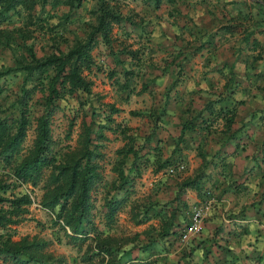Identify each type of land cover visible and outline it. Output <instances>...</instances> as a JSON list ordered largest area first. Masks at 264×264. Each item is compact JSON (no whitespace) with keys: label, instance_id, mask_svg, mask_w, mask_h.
Wrapping results in <instances>:
<instances>
[{"label":"rangeland","instance_id":"1","mask_svg":"<svg viewBox=\"0 0 264 264\" xmlns=\"http://www.w3.org/2000/svg\"><path fill=\"white\" fill-rule=\"evenodd\" d=\"M91 3L82 0L73 10L62 3H36L30 10L7 14L0 23L8 37V44L0 45V69L25 61L30 53L42 57L56 48L65 50L87 31ZM253 3L171 0L155 6L150 0H118L123 18L113 25L111 43L99 42L93 48L94 64L84 71L91 92L76 91L55 102L50 134L56 158L76 148L83 123L96 129L106 124L104 116L109 114L110 125L118 128H102L101 181L91 198L96 234L111 240L120 264H264V14ZM228 22L238 24L237 32L220 30ZM127 51H134V57ZM122 67L133 71L130 93L118 87ZM51 75L49 69L37 85L45 86ZM20 77L8 76L2 82L0 106L8 122L16 116L10 104ZM143 84L146 90L140 91ZM42 94L36 91L31 98L20 155L34 137ZM109 105L118 111L111 113ZM186 106L195 128L176 143L180 111ZM231 106L236 111L231 130L242 127L240 138L228 139L224 132L219 109ZM150 113L160 114V119ZM122 128L133 138L138 170H125L132 180L130 193L107 228L101 205L117 191L110 187L116 150L125 143L118 132ZM165 159L182 161L185 169L168 174L169 165H164L155 170ZM48 172L45 169L44 176ZM7 173L0 165V179L9 181ZM191 177L198 178V190H180V182ZM42 184L12 189L27 193L31 203L23 221L0 233L7 231L14 240L24 235L49 240L46 252L64 264H82L97 251L93 235L81 243L69 242L52 222V212L40 205ZM195 210L201 213L196 232L190 228ZM145 213L147 219L136 224ZM165 230L170 233L162 234ZM184 232L187 238L182 240ZM102 256L98 252L93 259Z\"/></svg>","mask_w":264,"mask_h":264},{"label":"trees","instance_id":"2","mask_svg":"<svg viewBox=\"0 0 264 264\" xmlns=\"http://www.w3.org/2000/svg\"><path fill=\"white\" fill-rule=\"evenodd\" d=\"M117 1L92 0L89 9L92 21L87 25V31L82 36L72 39V44L67 46L65 50L56 48L55 52L47 53L42 57H36L30 53L25 61L23 58L13 66L0 69V95L5 90L2 82L6 77L16 74L21 76L18 91L10 104L16 111L15 118L8 122L3 115L4 109L2 110L0 106V165L8 172L6 179L11 178L9 181L0 179V229L8 230V226L23 221L31 203L27 193L12 192V189L21 185L35 187L42 181L40 205L52 212V222L62 230L67 240L76 244V242L85 241L90 237V234L93 235L92 238L97 251L87 255L89 259L82 264H120L118 258L112 253L114 248L110 244L111 240L107 237H98L96 234V227L92 221L93 203L91 198L93 188L101 181L100 164L98 163V158L101 155L98 148L101 146L99 142L105 139L102 128L107 130L118 128L117 126L112 128L110 125L112 118L109 114L104 116L107 120L106 124H97L96 129H92L83 123L76 148L65 151L56 158L57 151L53 150L50 134V116L58 99H62L65 95L70 96L76 91L86 94L91 92L92 82L85 76L84 71L90 70L94 64L91 54L93 48L99 42L109 45L113 25L119 23L123 18L117 11ZM150 1L157 6L161 1L171 0ZM81 2L82 0H0V23L6 19L7 14L13 13L19 8L30 10L36 3H49L52 6L62 3L68 7V10H73ZM253 2L257 5L258 10L264 14V0H253ZM219 28L223 32L232 34L237 32L239 26L236 23L228 22ZM248 35L250 36L251 32L246 33L244 38L248 39ZM7 38L6 31L0 28V45L8 44ZM127 52H129V57H134V51ZM49 69L52 71V75L46 77L45 86L37 85V83H41V79L44 78V74ZM132 74V70L122 67L123 81L118 83L119 90H126L128 93L133 91ZM26 81H30L31 84L33 81L37 82L26 87ZM142 90H146V84L141 86L140 91ZM36 91H42L43 94L40 103L41 108L35 117L34 137L27 152L20 155L29 124V106ZM109 106L111 113L118 111L112 105ZM206 107L210 109L207 104ZM200 111H197L195 116L200 115ZM219 111L222 113L221 118H223L226 138L232 139L235 135H239L238 138H240L243 131L242 127L231 130L236 115L235 107H226L219 109ZM191 114L193 113L187 106L182 107L176 143L182 142L183 138L195 128V118ZM151 117L160 119V114H151ZM118 132L125 139V143L116 150L118 157L112 167L115 180L111 184L110 190H117L119 195L117 191L111 193L104 198L101 205L104 224L107 228L111 227L116 213L130 193L132 180L125 170L132 168L135 171L138 170L135 164V158L138 156L133 145V138L127 134L124 128ZM92 134L94 136H91ZM129 159H131L129 165L125 167ZM164 165H169L167 167L168 174L181 172L185 169L184 162L165 159L159 161L155 170H159ZM47 168L49 172L44 176V170ZM196 179L198 178L184 179L180 182L179 189L198 190ZM146 219L145 213L134 222L138 224ZM168 233L170 232L165 230V233L162 234ZM49 243V240L35 235H24L14 240L9 232H1L0 264H50L52 262L64 264L61 259L53 257L45 251ZM98 252L108 257L105 259L102 256L94 260L93 258Z\"/></svg>","mask_w":264,"mask_h":264},{"label":"built area","instance_id":"3","mask_svg":"<svg viewBox=\"0 0 264 264\" xmlns=\"http://www.w3.org/2000/svg\"><path fill=\"white\" fill-rule=\"evenodd\" d=\"M180 168H182V166L180 165ZM200 210H195L192 216V223L190 224V228L196 232L199 229V218H200ZM180 238L182 240H185L187 238V233H181Z\"/></svg>","mask_w":264,"mask_h":264}]
</instances>
